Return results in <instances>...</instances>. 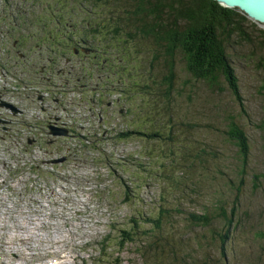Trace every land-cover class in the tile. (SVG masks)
I'll use <instances>...</instances> for the list:
<instances>
[{"label":"rangeland","instance_id":"374dc122","mask_svg":"<svg viewBox=\"0 0 264 264\" xmlns=\"http://www.w3.org/2000/svg\"><path fill=\"white\" fill-rule=\"evenodd\" d=\"M115 1L0 0V30L2 17L7 19L5 25L14 24L16 29L21 30L13 34L11 39H15L14 42L19 39L24 45H30L28 35L34 36L38 33V39L44 32L57 35L58 23L50 21L51 19H60L65 29L73 28L64 34V38L74 35L85 37V32L76 31L74 27L83 29L88 24L93 27L89 37L102 39L107 34L106 39L102 40V45L108 48L106 44L110 45L112 42L118 46V53L127 54L128 59L118 63V53L113 56L112 74L110 73L113 79L98 82L99 90L108 97L109 92L116 91V86H122L120 81L123 74L132 75L134 85L130 87V98L123 105L129 108L130 105L133 106L135 125L139 126L140 132L148 133L157 128L162 135L160 140L133 138L129 148V140L116 141L111 139L108 133L107 140L96 142V146L93 145L94 140L88 139V147L83 152H79V142L70 140L76 156L70 157V164L62 163L59 167L69 166L72 171L77 169V172L72 173V181L60 186H47L42 181L41 186L31 185L33 177L30 178L28 167L35 161L33 156L40 159L38 155L41 158L47 155L37 151L38 149L37 152L32 149L33 152L27 157L14 152L4 153L0 138V264H153L144 257L145 253L139 250L142 246L140 244L152 241L149 234L137 240V244L126 243L125 246L119 245L120 238L123 229H128L132 224V218H148L151 212L159 214L160 209L164 207L170 209V213L169 219L164 220L166 227L163 231L167 237L163 242L170 243L169 237L176 232V239L179 240L182 236L184 243L190 242L195 248L196 241L199 240L204 248L200 250L202 252L199 251V256L208 255L219 264H264V137L257 128L264 114V92L261 93L264 70L260 66L264 51L259 53L250 50L249 46H244L242 56H236L235 49L231 50L234 55L232 63L239 78L240 99L231 93L227 81L223 82L222 91L210 89L205 82L188 74L178 59L175 70L176 86L177 89H184V92L180 91L182 96L179 92L173 93L171 99L167 100L162 94L159 95L160 85L164 77L169 75L165 59L155 60L160 50H157L153 41L137 33L135 22L132 21V25L121 22L124 14L118 12L119 4L123 11L127 6L122 0H117L118 3ZM251 21L264 29L259 23ZM86 45H91V42H86ZM100 45L101 43L97 44V48ZM74 46L79 48L81 44L75 43ZM7 47L5 55L10 57L12 53L9 54V51L13 52L11 43H7ZM84 51L92 52L89 49ZM10 61L11 63L2 70L0 31L2 76L9 75L13 70V61L17 63L16 59L11 57ZM85 74L92 77L91 71L85 70ZM16 75L20 76L21 72ZM56 80L54 76L53 81ZM79 86L81 85L77 87ZM13 89L17 87L14 86ZM56 93L53 100L60 96L62 102L68 101L67 89H58ZM94 93L89 89L84 91L80 98L83 103L74 102L65 111L60 106L61 110L44 102L42 110L53 112V118L59 114L57 121L62 120V123L70 120L68 128L74 129L73 118L71 119L74 108L78 104L89 107L90 103L95 104L100 94ZM112 99L108 97L103 101V114V110H111ZM11 100L17 105L26 106V102L18 99L15 93H12ZM241 100L245 114L240 107ZM66 112L65 116L60 114ZM41 114L39 112V115ZM36 115L38 116L37 112ZM228 115L236 118V122L246 133V141L251 145V158L249 157L247 162L245 175H241L238 147L231 145L226 139L228 136L224 134L227 129L225 119ZM111 116L109 114L107 118ZM148 116L157 117L159 120H148ZM31 122L34 123V119ZM123 123L127 122L120 118L116 131L121 130ZM64 133L59 132L58 135L56 132H47L45 136L47 141H63V137H67ZM44 145L48 147V144ZM96 150L109 154L113 160H105ZM51 151L53 150H50L49 154L52 159L61 157L59 153ZM184 151H191L187 162L190 165L194 162L193 155L196 157L198 154L196 172L194 169L189 171L193 174L192 182L198 178L201 184L182 185L180 191L184 194H180L177 190L174 193L172 190L177 188L165 180L171 173L174 157L178 155V161H184ZM216 155L219 160H215ZM221 155L225 175L217 181L214 180L213 184L210 178L223 166L220 165ZM25 163L27 166H24ZM23 169L24 172L20 174ZM254 174L258 176L257 181L252 180L251 175ZM180 176L183 177L182 174ZM229 181L234 183L233 189H226ZM127 186L131 187L130 198L127 196ZM222 187L227 191L228 199L232 202L238 199L240 205L239 218L235 220L228 242L230 253L226 260L220 257L218 237L214 239L207 228H190L188 222H185L188 214L201 212L202 205L209 204L212 195ZM124 188L127 191L125 195ZM239 188L241 192H237ZM141 213L146 216L140 217ZM176 243L181 244L182 241ZM209 244L211 245L208 246ZM187 247L189 249V246ZM184 254L190 259L187 250ZM146 255L148 257V254Z\"/></svg>","mask_w":264,"mask_h":264},{"label":"trees","instance_id":"16d2710c","mask_svg":"<svg viewBox=\"0 0 264 264\" xmlns=\"http://www.w3.org/2000/svg\"><path fill=\"white\" fill-rule=\"evenodd\" d=\"M122 1L126 3L127 7L123 11L119 4L120 11L118 12L124 14L121 22L126 25H132V21L135 22L137 33L153 41L157 50H160V53L155 56V60L164 58L165 66L169 68V75L164 77L160 85L159 95L162 94V97L167 100L171 99L173 93L179 92L181 96L183 95L180 91L184 92V89H177L176 86L177 75L175 70L179 59L188 74L190 73L191 76L205 82L210 89L222 91V84L227 81L231 93L237 95V97L239 96V99L241 98L239 78L236 67L232 63V56L234 57V55L231 54V50L235 49L236 56H242L244 46L246 48L249 46L250 50L262 53L264 51V29L259 28L256 23L252 22L239 10L223 7L215 0ZM261 40L263 41L261 42ZM260 66L264 70V56L260 59ZM262 89L261 93L264 92V85ZM240 107L245 114L243 100L240 101ZM147 118L148 120L154 119L155 122L159 120L157 117L149 118L148 116ZM225 121L227 129L224 134L228 136L226 139L228 142L230 141L231 145L238 147L239 153L237 151V155L241 160V175H245L247 162L251 158V145L246 141V133L242 126L236 122V118L228 115ZM257 128L264 137V114L263 120ZM159 131L155 128V131L143 133L140 132L139 126L135 125V121L133 123V138L136 139L137 137L138 140L139 137L141 140H160L162 135ZM129 135L123 134L122 136V133H120L118 137L122 138L118 139L126 140L123 138L129 137ZM190 154L191 151L183 152V162L178 161V155L174 157V164L170 168L171 173L165 180V182L168 181L177 188L172 190L174 193L177 190L178 193L184 194L180 191L182 185L192 184V186H197L201 184L197 176H194L197 181L192 182L191 177L193 174L189 170L194 169L196 172V168H198L195 167L197 166L196 161L199 160L198 154L196 157L193 155V164H187ZM215 160H219L218 155H216ZM221 160L220 165L223 166L213 176L215 178H210L213 184H215L214 180L217 181L218 178H223L225 175L222 155ZM224 162H226V157ZM164 166L163 164L162 167ZM227 168H229V165H227ZM251 177H253V181L258 180V176L255 174ZM242 181L244 180L242 179ZM217 183L221 184L222 182ZM233 184L229 181V186L226 189H233ZM126 189L128 190L127 196L130 198L131 187L127 186ZM126 189H123L124 195L127 192ZM238 191L241 192V188L237 189ZM238 202V199L233 200V202L229 200L227 191L222 187L212 195L209 204L202 205L201 212H191L185 218V222H188L190 228H207L214 239L219 238L222 260L229 258L230 247H228V242L231 238L235 220L239 218L240 205ZM169 213L170 209L164 207L160 209L159 214L151 212L148 218H132V224L129 225V228L122 231L123 235L120 238L119 245L137 244V240L149 234L148 236H151L152 241L140 244L142 246L139 250L144 252V257L151 260L153 264H161V262H164V264H219L208 255H205L206 257L199 256V251L204 249L199 240L196 241L195 248L190 242L184 243L182 236L179 240L176 239L175 232L169 237L170 243L163 242L167 237L163 231L166 227L164 220L169 219ZM139 216L143 217L146 214L141 213ZM146 225L148 226L146 227ZM177 241H182V243L178 244ZM187 246H189V249ZM186 250L190 259H188L187 254H184ZM146 254H148V257Z\"/></svg>","mask_w":264,"mask_h":264},{"label":"flooded vegetation","instance_id":"af4514ba","mask_svg":"<svg viewBox=\"0 0 264 264\" xmlns=\"http://www.w3.org/2000/svg\"><path fill=\"white\" fill-rule=\"evenodd\" d=\"M50 21H56L58 23V34L50 35L44 32L40 39H38V33L34 36L28 35L30 45H24L19 39H16V42L12 41V33L10 38L7 34L9 28H5L8 25H2V55L10 59L9 56L5 55V52L8 50L7 43H11L14 45V60L17 59L16 64L12 63L14 68L12 67L11 77L5 82L2 80V83H4L3 86L11 88L12 90L16 86V97L20 100L31 102L40 109L41 113L42 98L47 96V98L53 100L57 95L56 91L62 84H68L74 87L81 85L95 93H99V101L101 103L106 98L112 97L113 103L111 110H103L106 122L113 123L114 126H117L120 118L126 116L128 125L131 127V138L133 139V106L130 105L129 108L123 105L130 98V87L134 85L131 78L132 75L123 74L121 76L122 80L120 81L122 86L120 88L116 86V91L109 92L111 96L108 94L107 97L98 88V82L113 79L111 77L112 58L118 53V46L112 42H110L108 48L102 45V40L106 39L107 34L102 39L100 37H89L88 34L93 28L91 24L83 27V29L74 27L76 31L85 32V37L74 35L69 38H64V34L73 28L65 29L60 19H51ZM4 23H7V19L2 17V24ZM6 35H8V39H5ZM88 41L91 42L89 46L86 45ZM75 43H79L81 46L78 48L74 46ZM99 43L101 45L97 48V44ZM84 49H89L92 52L84 51ZM116 59L118 63L126 62L128 55L119 52ZM85 70L91 71L92 77L87 76ZM18 72H21L20 76L16 75ZM39 73L45 74L46 77ZM53 75L57 78L56 81H53ZM120 92H125L126 94ZM25 109L29 110L31 107L26 105ZM109 114L112 116L107 118ZM0 120H2V140L19 139L22 137L23 128L21 121L14 117L13 114L5 111L2 113V116L0 114ZM39 135L42 136L43 133L40 132Z\"/></svg>","mask_w":264,"mask_h":264},{"label":"bare ground","instance_id":"6f19581e","mask_svg":"<svg viewBox=\"0 0 264 264\" xmlns=\"http://www.w3.org/2000/svg\"><path fill=\"white\" fill-rule=\"evenodd\" d=\"M38 20H39V22H41L42 20H41V18L39 17L38 18ZM2 25H5V24H2ZM5 28H9V32L7 33L8 35H9V37L11 38V33H12V35L14 34V33H17V32H21V30H18V29H16V27L14 26V24H10L9 26H5ZM0 31H2V28H1V30ZM8 35H6L5 36V39H8ZM12 40V39H11ZM12 41H15V39L14 40H12ZM106 42H108V41H106ZM102 43H104L103 41H102ZM107 46H108V44H106ZM11 46H12V50H13V52H10L9 51V54H11L10 55V57H11V59L12 58H14V45L13 44H11ZM21 55V54H20ZM16 61H17V59H16ZM12 73V70L10 71V74ZM18 74V73H17ZM86 90H88L86 87H84V86H79V87H77V89H76V91H75V103H83L82 101H81V97L83 96V92L84 91H86ZM15 91H16V89H14V92L13 93H15ZM65 92V91H64ZM95 100V99H94ZM99 100V98H96V100H95V102H97ZM12 102H13V104H15V105H17L13 100H12ZM42 102H44V103H50V105L51 106H54L55 108L56 107H58V106H60L62 109H64L63 111H65V110H67V104L66 103H64V102H62L61 101V97L60 96H58V99L57 100H51L50 98H47V96L45 97V98H42ZM84 105V104H83ZM93 108V107H92ZM55 111V110H54ZM42 113H43V116L44 115H46V116H44L46 119H48L47 121L45 120V118H43V117H41L40 118V120L38 119L39 117V115L37 116V122H39L38 123V125H37V129H38V131L37 130H35L34 129V127H30V124H29V126H27V128H26V134L24 135V137L23 138H21V140H20V142L18 143V146H17V148H19V149H21V148H23V149H28V145H26L27 144V142L29 141V140H31L32 142H34V141H38L37 139H36V136H38L39 134H40V132H42V130H45V133H46V131L47 132H50V130L52 129V132H65L66 134H68V132H67V130H66V128L62 125V124H59L58 122L56 123V121L55 120H53L52 119V116H53V112H48L46 109H43L42 110ZM57 114V113H56ZM60 114H64V113H60ZM59 115V114H58ZM58 115H56L57 116V118H58ZM60 116V115H59ZM65 116V115H64ZM63 116V117H64ZM69 118V117H68ZM18 120H20L19 118H18ZM70 121V120H69ZM68 121V122H69ZM68 124H70V122L68 123ZM72 125V124H71ZM70 126V125H69ZM71 128V127H70ZM37 131V133L35 134V132ZM70 140H73V141H75V135L74 134H70ZM39 142V141H38ZM71 142V141H70ZM40 143V142H39ZM40 145H42L43 146V144L42 143H40ZM40 145H36V146H38V147H40ZM41 148V147H40ZM97 152V151H96ZM37 157H39L40 159L39 160H43L42 158H41V156H37ZM223 202V201H222ZM5 244V243H4Z\"/></svg>","mask_w":264,"mask_h":264},{"label":"water","instance_id":"95a60500","mask_svg":"<svg viewBox=\"0 0 264 264\" xmlns=\"http://www.w3.org/2000/svg\"><path fill=\"white\" fill-rule=\"evenodd\" d=\"M224 7L238 9L264 27V0H215ZM61 132V131H60ZM59 135V132H56ZM66 134V133H64Z\"/></svg>","mask_w":264,"mask_h":264}]
</instances>
